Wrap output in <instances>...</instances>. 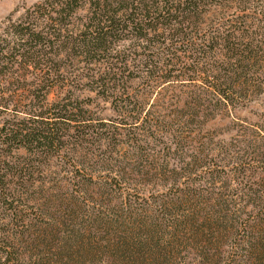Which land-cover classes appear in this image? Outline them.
<instances>
[{
    "label": "trees",
    "instance_id": "16d2710c",
    "mask_svg": "<svg viewBox=\"0 0 264 264\" xmlns=\"http://www.w3.org/2000/svg\"><path fill=\"white\" fill-rule=\"evenodd\" d=\"M213 8L217 17L206 23ZM2 25L0 221L5 219L6 223L0 222V264H26L21 249L26 232L31 224L38 225L51 217V212L40 210L41 219L37 215L32 220L35 223L24 226L21 206L24 199H37V193H44L49 201L54 199V186L50 192L45 189V171L49 170L45 167L54 156L67 161L65 167L80 178L78 184L87 185L85 193L90 199H106L119 191L123 195L120 174L114 173L109 163L116 152L118 133L80 104L75 92L79 81L86 80L89 90L100 98L112 99L114 109H122L124 116L135 111L137 102L129 95L125 99L116 96L110 89L120 82L127 83L140 65L146 82L159 77L168 82L188 75L189 81L204 83L212 97L199 92L195 101L199 108V103L205 106L206 101L217 108L222 104L234 106L250 93L264 91V0H41L17 20L8 16ZM102 61L106 67L95 69ZM72 66L74 70H69ZM161 72L166 73L158 75ZM54 89L64 93L60 100H50ZM137 110L135 122H142L139 114L145 112L144 105ZM20 113L25 115L21 119ZM152 113L146 110L147 121L157 118ZM67 145L70 148H64ZM246 191L251 203L262 199L253 185ZM169 205L170 210L178 208L176 212L182 207L181 203ZM87 206L85 203L82 207L84 212ZM67 207L59 210L72 217V227H65V232L72 235L79 232L87 215L84 213L83 218L78 207ZM95 219L93 223L98 227L114 232L122 226L127 232L125 220H131L129 232L133 237L124 236L114 244L103 240L105 244L97 248L99 252L115 248V261L120 264H175L176 248L180 250L184 241L177 231L197 223L189 218H173L172 214L165 225L171 230L164 244L155 233L141 239L136 215L122 213L110 218L99 214ZM256 221L247 224L248 229L257 232H253L243 255L252 259L250 264H264V215ZM19 222L21 230H14ZM152 223L151 227L159 230V224ZM97 226H93L94 232ZM95 240L98 243L96 234ZM200 249L204 253L201 264L216 262L206 254L207 248ZM148 251L151 262L147 261Z\"/></svg>",
    "mask_w": 264,
    "mask_h": 264
},
{
    "label": "rangeland",
    "instance_id": "374dc122",
    "mask_svg": "<svg viewBox=\"0 0 264 264\" xmlns=\"http://www.w3.org/2000/svg\"><path fill=\"white\" fill-rule=\"evenodd\" d=\"M39 1L0 0V32L8 16L17 20ZM215 16L216 8H213L206 23L213 21ZM103 62L96 64L99 67L95 69H104ZM134 71L127 83L120 82L117 88L110 89L116 96L122 95L125 99L129 95L137 102L135 111L129 115H122V109L121 112L115 110L112 99H102L90 91L86 80L79 81L75 91L80 104L89 108L94 118L103 119L108 129L118 133L116 152L109 163L116 170L114 173L120 174L119 189L123 195L119 191L106 199L100 196L90 199L89 193H85L87 185L78 184L80 178L65 167L67 161L54 156L45 167L49 169L45 171V189L50 192V187L54 186V199L49 201L44 193H37V199H24L25 204L21 206L26 218L24 226L35 223L32 220L37 215L41 219L40 210L51 212V217L38 225L31 224L26 232L27 240L21 245L26 264H120L115 261V248H104L101 252L97 248L105 244L103 240L114 244L124 236L133 237L134 234L129 232L131 220H125L127 232L123 231V226L114 232L107 227H98L93 221L99 214L111 218L122 213L137 216L141 239H149V233H155L164 244L171 230L165 225L172 214L180 220H196L195 226L177 231L184 241L180 250L176 248L175 264H201L204 253L200 248L204 247L209 250L206 254L216 260L212 264H250L252 259L243 252L248 250L249 240L257 231L252 227L248 229L247 224L258 222L264 215V91L250 93L234 106L222 104L217 108L206 101L205 106L199 103V108L195 102L199 92L203 96L207 92L206 97H212L201 81L192 82L188 75H181L168 82L161 77L146 82L142 79L146 73L141 65ZM163 73L166 72L158 75ZM63 94L54 89L49 98L60 100ZM142 105L145 112L148 109L157 118L147 121L145 112H139L143 116L142 122H135L134 114ZM23 116L20 113L18 118ZM19 154L23 155L24 150L20 149ZM14 156H18L17 152ZM251 185L262 198L258 199L259 203L249 201L246 190ZM85 203L89 205V214L82 210ZM172 203H181L182 207L177 212L178 208L170 210ZM68 205L78 207L83 218L84 213L87 215L79 232L74 231L72 235L65 232V227H72V217L59 210ZM2 221L6 223L5 219ZM154 221L159 224V230L151 227ZM19 225L22 226L19 222L14 230H21ZM93 226L98 227L97 231L94 232ZM194 231L197 233H192ZM150 246L151 243L147 247ZM146 257L151 262L150 251Z\"/></svg>",
    "mask_w": 264,
    "mask_h": 264
}]
</instances>
